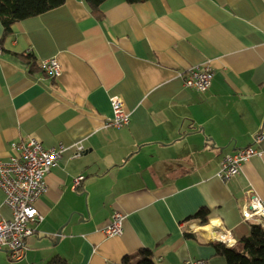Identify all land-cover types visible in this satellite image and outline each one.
I'll list each match as a JSON object with an SVG mask.
<instances>
[{
  "label": "crops",
  "instance_id": "crops-1",
  "mask_svg": "<svg viewBox=\"0 0 264 264\" xmlns=\"http://www.w3.org/2000/svg\"><path fill=\"white\" fill-rule=\"evenodd\" d=\"M100 9L97 19L84 0H64L14 23L2 42L0 23V159L27 137L61 150L35 204L43 218L29 224L26 256L11 261L0 250V264L55 255L120 264L141 247L154 264H226L209 243L248 236L246 190L264 205V0H105ZM28 53L38 64L55 58L60 75L30 71ZM206 62L209 88L186 87L183 75ZM114 96L128 126L106 124ZM256 134L259 153L223 181L222 157L254 145ZM201 207L203 225L189 218ZM115 211L122 233L107 236ZM10 216L0 189V217ZM209 225L210 233L199 229Z\"/></svg>",
  "mask_w": 264,
  "mask_h": 264
},
{
  "label": "built area",
  "instance_id": "built-area-1",
  "mask_svg": "<svg viewBox=\"0 0 264 264\" xmlns=\"http://www.w3.org/2000/svg\"><path fill=\"white\" fill-rule=\"evenodd\" d=\"M1 51V48H0ZM39 67L56 78L61 73V67L55 58L44 59ZM212 68L208 62L190 67L183 75V84L196 91H206L211 83ZM111 117L106 124L115 128L128 126L130 114L124 109L122 99L114 96L110 99ZM254 145L237 149L226 154L220 160L218 176L227 181L239 173L244 162L259 153L257 145L262 141L263 135L253 137ZM15 151L7 160L0 159V189L4 194V205L10 210L9 218L0 217V250L5 251L11 261L22 260L26 256L27 246L25 239L31 234L29 224L42 220L43 216L35 204L46 189L45 175L50 167L60 158L61 150L45 148L40 141L33 137L18 140L11 145ZM82 151V145L75 146L74 156ZM81 176L74 179L78 185ZM248 214V215H247ZM241 216L244 221H257L264 217V205L261 199L251 190H246L241 205ZM120 212H113L108 224L102 229L107 236L122 233V220ZM223 233L222 242L231 245L232 240ZM226 239V240H225ZM201 261H187L185 264H197Z\"/></svg>",
  "mask_w": 264,
  "mask_h": 264
},
{
  "label": "trees",
  "instance_id": "trees-1",
  "mask_svg": "<svg viewBox=\"0 0 264 264\" xmlns=\"http://www.w3.org/2000/svg\"><path fill=\"white\" fill-rule=\"evenodd\" d=\"M105 0H84L89 12L97 19L102 18L100 5ZM128 3L144 2L147 0H125ZM64 3V0H0V23L2 25L1 42L11 34L12 25L28 17L39 15L49 9ZM26 61L30 71L39 70L31 53L26 54ZM208 211L205 207L199 208L189 218L198 219L201 225L208 222ZM185 237H196L191 233H185ZM214 249L215 255L222 256L226 264H264V224L253 221L250 223L248 236L236 240L234 244L214 240L209 243ZM45 264H68V261L60 255L51 257ZM120 264H154L150 249L141 247L133 255H124Z\"/></svg>",
  "mask_w": 264,
  "mask_h": 264
},
{
  "label": "bare ground",
  "instance_id": "bare-ground-1",
  "mask_svg": "<svg viewBox=\"0 0 264 264\" xmlns=\"http://www.w3.org/2000/svg\"><path fill=\"white\" fill-rule=\"evenodd\" d=\"M199 229H201V231H203L204 233H206V231L205 230H208V232L210 233V231H209V229H210V225H209V227L208 226H204V227H199ZM208 234V233H207ZM219 237H223L222 235H219Z\"/></svg>",
  "mask_w": 264,
  "mask_h": 264
},
{
  "label": "water",
  "instance_id": "water-1",
  "mask_svg": "<svg viewBox=\"0 0 264 264\" xmlns=\"http://www.w3.org/2000/svg\"><path fill=\"white\" fill-rule=\"evenodd\" d=\"M60 232H61V229L59 228L58 230H57V235H60ZM58 237L56 236V239H57Z\"/></svg>",
  "mask_w": 264,
  "mask_h": 264
},
{
  "label": "clouds",
  "instance_id": "clouds-1",
  "mask_svg": "<svg viewBox=\"0 0 264 264\" xmlns=\"http://www.w3.org/2000/svg\"><path fill=\"white\" fill-rule=\"evenodd\" d=\"M247 215H248V214H247ZM234 243H235V241H234V240L230 242V244H234Z\"/></svg>",
  "mask_w": 264,
  "mask_h": 264
}]
</instances>
